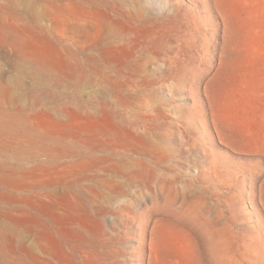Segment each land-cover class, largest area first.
<instances>
[{
	"label": "rangeland",
	"instance_id": "1",
	"mask_svg": "<svg viewBox=\"0 0 264 264\" xmlns=\"http://www.w3.org/2000/svg\"><path fill=\"white\" fill-rule=\"evenodd\" d=\"M51 2L0 9L5 264H264V0Z\"/></svg>",
	"mask_w": 264,
	"mask_h": 264
},
{
	"label": "bare ground",
	"instance_id": "2",
	"mask_svg": "<svg viewBox=\"0 0 264 264\" xmlns=\"http://www.w3.org/2000/svg\"><path fill=\"white\" fill-rule=\"evenodd\" d=\"M7 1V0H6ZM6 1L0 6V9H1V11L2 10H6L7 9V11H9L10 12V10L12 9V8H10V6L8 7V5H7V3H6ZM44 1V0H43ZM52 0H50V1H47L46 0V2H50V3H52L51 4V7L53 6V4H54V2H51ZM54 1V0H53ZM56 1V0H55ZM77 0H68V3H74V2H76ZM10 2V1H9ZM8 2V3H9ZM11 2H14V1H11ZM34 3V2H33ZM36 3H38V1L36 2ZM55 3H57V2H55ZM62 3V2H61ZM13 4V3H12ZM32 4V3H31ZM30 4V7L28 8V9H30L29 10V13H32V12H30L31 10H37V7H39V6H37L36 7V5H31ZM57 4H59V2L57 3ZM57 4H54V6H53V8L54 7H57V8H55V11H56V9L59 11V13L61 14V15H63V17H65L68 21H69V25H71V27H73V28H75V29H81L82 28V26L79 24V23H81V19L80 18H78L79 16H77L76 15V12H74L73 10H70L69 12H65L64 10H63V6H62V4L61 5H59V6H57ZM15 5V4H14ZM13 5V6H14ZM56 5V6H55ZM9 8V9H8ZM16 8V7H15ZM27 8H26V10H27ZM39 8H41V7H39ZM13 10V9H12ZM17 10V9H16ZM39 11L41 10H44V11H46L45 10V8L44 9H38ZM37 10V12L36 13H34V14H37V13H39V14H41V11L39 12ZM43 11V12H44ZM18 12V11H17ZM42 12V13H43ZM16 12H14V16L15 17H19L20 16V19H21V17H25V15L24 16H21V13H19V14H15ZM45 13V12H44ZM5 14V13H4ZM4 14H3V16H4ZM10 15L12 14L11 12L9 13ZM33 14V15H34ZM59 14V15H60ZM13 15V14H12ZM22 15H23V13H22ZM27 15V14H26ZM44 15V17H46L45 15H47V17L49 16L48 14H43ZM30 16H31V14H30ZM27 17V16H26ZM32 17V20L34 19L33 18V16H31ZM34 17H36V15H34ZM39 17L41 18V15H39ZM14 18V17H13ZM64 18V19H65ZM16 19V18H15ZM19 19V18H18ZM37 19H38V16L36 17V21H37ZM52 22H53V20H52ZM54 24H55V22H53ZM61 23V22H60ZM63 24V23H62ZM60 24H56V26H59ZM54 26V25H53ZM6 41H8V40H6ZM11 41V40H10ZM2 42H3V39H2ZM4 43V42H3ZM6 43V42H5ZM25 55V54H24ZM24 55H22L23 57H21V58H24L25 60H26V58L24 57ZM28 55V54H27ZM20 58V60H22ZM29 58H31L32 59V57H29ZM40 58H44V57H39V59ZM27 59H28V57H27ZM46 58H44L43 59V61H40V62H38V61H36V59H35V61L37 62L36 64H34L33 66H31L30 68L32 69V71L33 72H36V70H35V67L36 66H38L39 68H43V70H45V73L47 72V70L49 69V67L52 65H50L49 67H48V65H47V61H45L44 62V60H45ZM41 60V59H40ZM30 61V59L28 60V62ZM78 63H80V62H78ZM48 64H50V62L48 61ZM24 65H25V63H24ZM23 65V66H24ZM75 65V64H74ZM88 65V64H87ZM21 67H23L22 66V64L20 65ZM67 66V65H66ZM70 66H72V64L71 65H69V67ZM89 66H91V65H89ZM73 67V66H72ZM84 67V66H83ZM38 68V69H39ZM52 68V69H51ZM51 68L49 69V72H51L52 70H53V68L54 67H52L51 66ZM68 68V67H67ZM78 68H79V65H78ZM28 69V68H27ZM74 69H76V67L74 68ZM85 69V68H84ZM92 69V68H91ZM96 69V68H95ZM51 70V71H50ZM77 70H79V69H77ZM81 70H83V68L81 69ZM80 70V71H81ZM86 70V69H85ZM94 70V69H93ZM31 71V70H30ZM87 71H88V69H87ZM96 71V70H95ZM40 72H42V71H40ZM49 72L47 73V74H49ZM71 72V71H70ZM76 72V71H75ZM83 72V71H82ZM93 72V71H92ZM73 73V72H72ZM86 73V72H85ZM94 73V72H93ZM82 74V73H81ZM81 74H79V75H81ZM30 75H32V74H30ZM34 75V74H33ZM37 75V74H36ZM83 75V74H82ZM38 76V75H37ZM39 76H41V75H39ZM33 77V76H32ZM75 77V76H74ZM77 77V76H76ZM79 77V76H78ZM83 77V76H82ZM34 79V78H33ZM37 79H38V77H37ZM42 79V78H41ZM39 80V79H38ZM37 81V80H36ZM40 82V81H39ZM39 82H37V83H39ZM42 83V82H41ZM40 83V84H41ZM10 87V86H9ZM7 85H5V84H3V83H1L0 82V100H2L3 101V107L0 105V108H3L5 111L3 112V110H1V112L3 113H1L2 114V116H3V118H0V128H1V126H2V128L0 129L1 131H0V136L2 135V137L3 136H8L7 135V133H8V126H10V125H12V126H15V125H13L15 122V120H13L12 118L10 119L9 118V116L11 117L12 115H11V112H9L7 109L9 108V107H11V108H13V106H14V108H15V106H17L18 104H17V100L15 101L12 97H14V96H12L11 94V92L9 91L10 90V88H9ZM11 94H10V93ZM8 93H9V95H8ZM4 95H5V97H4ZM58 96V95H57ZM68 97V96H67ZM78 97V96H77ZM57 98H60V96L59 97H57ZM66 99V98H65ZM69 99V98H68ZM78 99H80V98H78ZM59 100V99H58ZM53 101V100H52ZM62 101V100H61ZM66 101V100H65ZM68 101V100H67ZM18 102H20V101H18ZM57 101H55V103H56ZM59 102V101H58ZM2 102H0V104H1ZM53 103V102H52ZM67 103V102H66ZM78 103H80V101H78ZM84 103V102H83ZM87 103V102H86ZM22 103H20V105H21ZM60 104V103H59ZM85 104V103H84ZM88 104V103H87ZM65 105V104H64ZM81 106V105H80ZM87 106V105H86ZM18 107V106H17ZM18 108H21V107H18ZM10 109V108H9ZM16 110V109H15ZM14 110V111H15ZM62 110V109H61ZM19 111H20V109H19ZM15 115V114H14ZM9 119V120H8ZM20 121V120H19ZM19 121H18V124H19ZM16 124H17V122H16ZM23 124V123H22ZM30 127V126H29ZM19 129V128H18ZM16 130V129H15ZM20 130H22L21 128H20ZM43 130V129H42ZM23 131V130H22ZM44 131V130H43ZM48 132V131H47ZM21 134V133H20ZM24 134H25V132H24ZM18 135V134H17ZM10 136V135H9ZM15 136V135H14ZM29 136V135H28ZM64 136V135H63ZM11 137V136H10ZM17 137V136H16ZM22 137V136H21ZM23 137H25V136H23ZM27 137V136H26ZM49 139V138H48ZM1 140H2V138H1ZM94 142H96V141H94ZM94 142H91V144H93ZM97 142H99V141H97ZM36 141L35 142H33V141H16V142H13V141H0V151H5V152H7L10 156H11V154L13 155V153H17L18 154V156H21V157H23V158H31V156H33V154H36V153H38L39 152V148L37 149H35V145H36ZM53 143V142H52ZM73 143V142H72ZM76 143V142H75ZM25 144H29V145H34L33 147H34V150H31L30 148L28 149L26 146H25ZM55 144V143H54ZM53 144V145H54ZM89 144V143H88ZM95 144V143H94ZM96 144H98V143H96ZM95 144V145H96ZM102 144H103V142H102ZM101 144V145H102ZM7 145H13L14 146V148H13V150H11L10 148H8V147H6ZM99 145V144H98ZM101 145H99V146H101ZM40 146V145H39ZM66 146H68V145H66ZM90 146V145H89ZM33 147H31L32 149H33ZM56 148L58 147V146H55ZM98 146H96V148H97ZM70 148V147H69ZM69 148H67V149H69ZM85 148V147H84ZM92 148H94V147H92ZM86 149V148H85ZM42 150V149H41ZM79 150V149H78ZM82 150H83V148H82ZM52 151V150H51ZM51 151H49V152H51ZM69 151V150H68ZM72 151V150H71ZM71 151H69V152H71ZM77 151V150H76ZM59 152V151H58ZM74 152V151H73ZM72 153V152H71ZM52 154V153H51ZM68 154V153H67ZM66 154V155H67ZM73 154V153H72ZM15 155V154H14ZM57 155V154H56ZM55 155V156H56ZM59 157V156H58ZM62 157V156H61ZM104 157H106V156H104ZM60 158V157H59ZM81 158V157H80ZM100 158V157H99ZM112 158V157H111ZM83 160V159H82ZM89 160V159H88ZM100 162V161H99ZM83 165V164H82ZM1 166H2V164H1ZM85 166H86V163H85ZM4 167V166H3ZM10 168V167H9ZM88 177V176H87ZM103 177V176H102ZM101 189V188H100ZM93 191V190H92ZM97 192V191H96ZM68 193V192H67ZM71 194H73V192L71 193ZM75 196H77V195H75ZM74 196V197H75ZM79 197V196H78ZM84 199V198H83ZM80 201V200H79ZM17 233V232H16ZM12 239V238H11ZM2 239H0V264H5V260H4V257H3V255H2V251H4V250H2L1 249V246H2ZM14 241H16L15 239H14ZM11 246V245H10ZM14 246V245H13ZM27 247V246H26ZM12 248V247H11ZM10 248V249H11ZM22 249V248H21ZM28 250V249H27ZM25 251V250H24ZM26 252V251H25ZM29 252V251H28ZM27 253V252H26ZM30 253V252H29ZM6 257V256H5ZM34 257V256H33ZM41 257V256H40ZM45 258V257H44ZM37 259V258H36ZM8 261V260H7ZM6 261V262H7ZM8 263V262H7ZM9 264V263H8ZM18 264V263H17Z\"/></svg>",
	"mask_w": 264,
	"mask_h": 264
}]
</instances>
